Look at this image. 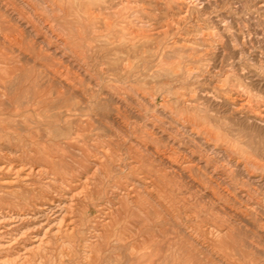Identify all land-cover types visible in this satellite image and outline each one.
Wrapping results in <instances>:
<instances>
[{
  "label": "rangeland",
  "instance_id": "374dc122",
  "mask_svg": "<svg viewBox=\"0 0 264 264\" xmlns=\"http://www.w3.org/2000/svg\"><path fill=\"white\" fill-rule=\"evenodd\" d=\"M3 1L4 0H0V8L4 5L6 9L4 10L6 11V13L3 10V12L1 11V9L3 8L0 9V14H5V16L0 15V40L4 42L3 44L0 41V149H3L2 151L0 150V161L2 160V162H6V160H11V162L16 165H19V163L20 165H22L23 163H27L26 166L34 163V165L40 164L47 167L49 171L52 170V172H49L48 175H44V179L40 177L41 180H39V178L35 175V178L33 176V178L29 179L27 182L23 180V182L19 181L17 183L14 182L11 184L0 182V193H3L4 195H10V197H6V201L8 202H5L4 199L0 200L1 207L3 209L5 208V210L13 209L14 211L20 210L19 212H24L26 209V211L33 212V207H35V204H39L42 201L44 195L58 193L60 189H66L69 195L73 193L75 194V192L77 195L74 196L75 206L73 207L76 210L73 209V211H76L78 213L74 212L75 215L74 213H72L73 216L71 215L73 219H75L76 216L75 220L71 218V222L73 221L72 223H75L74 225H77L75 226V233L70 232L71 234H67L64 233L65 231L63 230L64 232H56L55 234V232L53 231L56 230V227L54 228V226L52 225L54 223V220L52 221L53 214L50 215V217L49 214L38 212L40 214L39 216L38 213H36L32 214V217L25 219L23 228L30 234L28 238L25 237V245L27 244V246L30 247L32 246V243L35 244L37 242L38 244L40 241L43 244H40V248H36V251L33 250L32 253L34 254L31 253L32 258L30 262L28 261L29 264H45V262L46 264H56L59 263V260L61 264H91V262H93V264H117L120 259V264H177L178 262L179 264H264V0H5L7 4L5 3V1ZM15 1L18 4H14ZM58 1L59 3H57ZM115 1L118 2L116 3ZM127 1L130 2V6ZM73 3L75 5H73ZM127 3L128 6L126 5ZM11 4L13 5V7H11ZM110 4L113 5L111 6ZM16 5L18 6V8ZM30 5H32V9ZM53 5L55 7L57 6V9ZM6 6H8V8ZM15 7L17 9H15ZM8 9L11 10L9 11ZM24 10L26 11L24 12ZM105 10L107 12H105ZM126 10H128V12ZM34 11H36L37 13L35 12V14ZM57 11L59 12L57 13ZM98 13H100V16H102L100 17ZM115 14L118 15L115 17ZM8 15L9 17H7ZM21 15L24 17H22ZM82 15L84 16V18ZM129 15L130 17H128ZM1 16L6 20H3V22H1L3 19ZM11 16H14V19H11ZM104 16L105 18H107L104 19ZM36 20H39V23ZM123 20L125 22H123ZM115 21H117V23ZM1 23L4 26H1ZM29 23L34 25L31 26ZM51 24H53L54 26ZM85 25L87 26V28H85ZM6 26H9L8 28L10 30L8 28L3 29ZM27 26L28 29H25L27 28ZM45 26L47 27L45 28ZM127 26L129 27L127 28ZM20 28L23 29L21 30ZM7 29L9 31H7ZM20 31L22 33H18ZM2 32L4 34H7L8 38L10 39L4 40V38H2ZM107 34H109L110 36H107ZM125 34H127L128 36ZM45 36L48 38H46ZM60 36L62 37L59 38ZM110 37H113V39H110ZM44 38L46 40H44ZM42 39L44 41H42ZM87 40L90 42L89 44L92 45L87 44ZM45 41H47L48 43L46 42V44L49 45H45ZM106 41L110 42L111 45ZM124 41H127V44ZM55 42L58 43L56 44ZM59 42H61V44ZM83 42H86L84 44H87L89 47L87 45H84ZM63 43L65 46L63 45ZM120 46L123 47L121 48ZM111 47H113V49ZM9 48L12 51L15 49L14 52H12ZM94 48H97V50H95ZM67 49L68 51H70L68 52ZM55 50L57 51L55 52ZM32 51L36 54H33ZM62 53L65 55L62 56ZM77 53L79 54V59L77 57ZM113 53L116 55H114ZM108 54H111L110 57ZM122 55H127V57H123ZM121 57L122 59H124V62L122 61ZM111 58H113L111 62L112 64L109 62ZM120 59L122 62L120 61ZM9 60L12 62L10 63ZM29 60H31L33 63L31 61L27 62ZM36 60H38L39 62ZM130 61L133 64H131ZM124 65L126 66V68ZM8 66H10V68ZM67 66L69 67L68 69ZM56 68H58V70ZM54 69L56 70V72ZM114 69L116 71L118 70L120 74L118 72L116 73ZM130 70L132 71L129 73ZM25 71L27 74H23V72ZM29 72L30 74H32V77H34V79L32 77L31 78L36 81L35 87H38V90L40 89L39 91H37L39 93H37L36 90L32 89V91L28 90L27 93L26 86L23 87L25 90H20L19 86L17 85L18 80H25L24 78H22L24 75L29 76ZM7 73L9 76L5 75ZM53 73L55 74V76ZM119 75H121V77ZM5 77L10 80L5 82ZM63 77L67 79L64 80ZM15 78H17V80ZM130 78H132V80ZM144 78H146V80ZM37 79L40 80L38 81ZM51 80L52 83L50 82ZM129 81H132L131 84L129 83ZM46 83L48 84V86L45 85ZM49 85L53 86L50 87ZM55 86L57 87L55 88ZM121 86H123L124 88ZM78 88L80 90H78ZM15 89H17L18 91ZM42 90L45 91V94ZM126 91H128L127 93H129L130 95L127 94ZM21 92L23 95L21 94ZM40 92L42 93L41 97ZM119 93H122V95ZM125 93L126 96L124 95ZM28 95H30V99H28ZM57 96H59L60 98ZM124 97L128 98L125 99ZM42 98L43 100H41ZM46 98H49L50 100ZM37 99H39L40 101H37ZM16 103L19 105H17ZM41 103L44 105H42ZM62 103H64V105ZM90 115L91 117H89ZM53 117L55 119H53ZM95 118L97 119V121ZM142 132H146V134H143ZM64 134L66 136H64ZM143 135L145 136V138ZM111 138L113 139V141ZM138 139H141V142L138 141ZM143 139H145L144 142H142ZM123 141L125 142V144ZM147 141L150 143H148ZM32 142H34L36 146ZM78 142L81 143L79 144ZM117 142L120 143L117 144ZM120 145L121 148L119 147ZM137 145H139L140 147ZM14 146H16V148ZM107 146L109 147V149ZM145 147H148L146 148L147 151L145 150ZM131 148L132 150H129ZM8 149L10 152L8 151ZM110 149L111 152L113 151L112 153L110 152ZM134 149H137V152ZM17 150L19 154H17ZM77 150H79L80 152H78ZM97 150L98 152H101L98 154L96 153ZM116 150H118V153H116ZM150 151L155 157H150ZM183 151L185 155L183 154ZM93 152L94 157L92 156ZM108 152L112 157L114 156L112 158L109 155L112 162H110V159L107 155ZM3 153H5L6 155H4ZM21 154H25L26 157ZM156 154L158 155L156 156ZM97 155H101L99 156L101 159H99ZM3 156L5 160L1 159L3 158ZM159 156H161L162 158H160ZM20 157L22 159V162L20 160ZM137 157L138 161L140 162L136 160ZM118 158L120 159V161ZM153 158H156L158 160ZM166 158L168 159V161ZM50 159H54L52 160L54 164L53 162H50ZM113 159L115 160L116 164L113 163ZM181 159L184 160L181 161ZM24 160H28L30 162L28 163V161L26 162ZM95 160L100 164L102 162H105V164L107 165L106 167H108L107 170L105 168L103 172L102 170H97L96 172V167L94 165L96 162ZM107 162H110L111 164L113 163L112 166L111 164L108 165ZM138 163L139 166L136 165ZM192 163L194 167H192ZM88 164L92 165L88 170L92 173L95 170L94 172L96 173H94V175L97 174L98 177L94 176L93 180L90 183V189L85 190L84 186L79 181V178L85 176V174L88 173L87 168H85ZM170 164L172 167L174 166V170L172 169ZM179 164H181V166H179ZM206 164L209 165V168L208 166H206L205 169L207 171L203 173V169ZM167 165H169V168L167 167ZM26 166L24 165V167ZM117 166L119 167V170L116 169L118 168ZM176 166L178 169L176 168ZM182 166H184V169L182 168ZM128 167L131 171H133V175L132 172L127 169ZM196 167L199 168L197 169ZM133 168H136L138 170H134ZM190 168L192 171L190 170ZM140 170H142L141 173ZM160 170L164 171L160 172ZM169 170L172 171V173ZM180 170L181 172L185 170L183 171L185 173H181ZM186 170L189 172V174ZM53 171L56 172V174H59V179H56V181L58 182L54 181L49 183V180H51V178L49 177L54 175ZM72 171L74 172V174H72ZM144 171L146 172L144 173ZM152 171H154V173H151ZM155 171H157L156 173L159 176L155 173ZM213 172H216L217 174ZM136 173H139L138 178L140 180L137 179ZM168 173L170 174V177ZM5 174L6 176L9 174L11 177H6ZM173 174L177 176L173 177ZM145 175H151L150 177H154L151 178L152 181H150V177ZM13 176L14 174L10 172H0V181H2V178L12 179ZM121 176L124 180L121 179ZM165 176L167 177V179L165 178ZM99 177L100 179L95 182V180ZM101 177L103 179L102 181H100ZM125 177L129 179L131 177V179L129 180ZM179 177H183V179ZM187 177L189 178L188 180L186 179ZM134 178L137 179V184L136 189H134L131 193L132 197L135 198L136 196L138 197V199L135 203L127 206L126 203L128 201H126V196L124 194V191L126 192V190L123 189L122 191V188L127 185L130 186L132 184L131 180H134ZM169 178L171 179V181ZM146 179L148 181H146ZM159 179H161L162 182H159ZM35 180H38V182L36 183ZM165 180L167 181V183ZM180 180L182 181L179 182ZM29 181L30 184L28 183ZM192 181H195V183H191ZM189 182L191 185L189 184ZM40 183H42V185H40ZM47 184L49 185L48 188L45 187L47 186ZM100 184H102V186ZM141 185L143 186L141 187ZM175 185L177 186V188ZM168 186L170 187L168 188ZM204 186L205 188H203ZM29 187L32 189H30ZM97 187H99L100 189H98ZM34 188H36L37 190ZM78 188L80 189V191L82 190L81 192L79 191V193ZM141 188L144 190H142ZM162 188L164 190H162ZM33 189L37 192H35ZM116 189L117 191H115ZM139 189L141 190L139 191ZM83 190L85 191L83 192ZM145 190L147 192H145ZM143 191L145 192V194L143 193ZM211 191H216L218 193H213ZM9 192H15L14 194H16V196H14V194H12L11 196ZM88 194H92V197ZM117 194L120 196L117 197ZM162 194L167 197L165 198ZM210 194L212 195L210 196ZM145 195H147V197ZM173 195H177L178 197H174ZM208 196L214 197V199L209 198ZM114 197L116 199H114ZM120 197L121 199H119ZM161 197L165 199L163 200ZM90 198L93 199L91 200ZM157 198L160 200H158ZM85 199H87V201ZM91 201L95 204L93 205L94 207L92 206L93 203ZM139 201L143 202L140 203ZM90 202L92 204H90ZM107 202L109 203V206ZM134 205L138 207L136 208L134 207ZM105 206H107L109 209ZM95 207L98 208L96 209ZM224 207L227 208L225 209ZM141 211L144 212L141 213ZM106 213L108 214V216ZM124 214H127L128 216H125ZM176 215H178V218L175 217ZM98 216H100L101 218ZM121 216L123 218H121ZM39 217L41 220L39 219ZM35 218H37L36 220H39L37 221L38 223L36 222ZM42 218L45 219L42 220ZM79 218L81 220H77ZM109 218L114 220L112 221ZM32 221H34L35 223ZM114 221L116 223H114ZM92 222H95L94 224L96 225H94ZM106 222L109 223L106 225ZM166 222H170L171 224H166ZM78 223L80 224L79 226ZM223 223L224 226H222ZM85 224H87L88 228L87 226H85ZM135 224L136 226H134ZM108 225H111L110 227H112L113 229H108ZM117 225L121 227L119 228ZM130 225H132L133 227ZM48 226L51 229L53 228V230H50ZM212 226H214V228ZM104 227H107V229H105ZM151 228L153 231L151 230ZM159 228L162 231L159 230ZM176 228L178 230H176ZM180 228L182 230H180ZM183 228H186L185 230L187 231H185ZM24 229H22L21 231H23ZM44 230L47 231V233ZM82 230H84V233L82 232ZM89 230L91 231L90 234L88 233ZM101 230H104L102 234ZM148 231L150 235L146 234L148 233ZM176 231L177 233H175ZM128 232H130V234ZM155 232L156 234L154 236ZM51 233L52 235H50ZM118 233L120 234L118 235ZM176 234L178 237H176ZM33 235H37L42 240L39 241L40 238L34 240ZM47 235H50L51 238H48L49 236ZM59 235H61L62 238H60L62 240L57 237ZM94 235L99 236L96 237ZM158 235L160 236V238L158 237ZM199 236L201 237V240ZM78 237H80L79 241ZM89 237H91L92 240H90ZM191 237L195 238V240ZM216 237L219 239H217ZM114 238H116V240H114ZM122 238L124 239L122 240ZM86 239L88 240L86 241ZM180 239L183 242H180ZM67 240L70 243L68 244L69 247L67 246V244H65L68 243L66 242ZM92 241L93 243L94 241L95 243H98L99 241L100 242L98 244L94 243V246L92 244ZM213 241H217L218 243H214ZM52 242H54L53 245ZM232 242L234 243V245H232ZM113 243L121 245L122 252L120 251V246L118 247V245H115V247H113ZM125 244L127 245L125 246ZM64 245L68 250L66 248L64 249ZM170 245H172L171 248H169ZM180 245L181 247H179ZM184 245L185 247L187 246V249L184 247L186 250H183ZM207 245H211L209 246L210 249ZM226 245H230V247H227ZM163 246L166 248V250ZM203 246H206L207 248L205 247L206 249H204ZM219 247H222L221 249L224 248L225 251L221 250ZM57 248L59 249L58 251ZM70 248L72 251L70 250ZM42 249L44 251L47 250L46 253L48 252V255H50L51 252V255L53 257L51 255L47 256L45 252L44 254H42ZM48 249L51 251H49ZM61 249H63L64 252L63 250L60 251ZM100 249H102L101 253L99 251ZM214 249L216 251H220V253L216 252ZM97 250L99 252H97ZM104 250H107L108 252H104ZM190 250L191 252H189ZM210 250H212L213 252ZM22 251H24L23 247ZM54 251H56L58 254ZM80 251H83L82 253H80L81 255L79 254ZM92 251H96L97 254L96 252L93 253ZM129 251H131V253ZM87 252L91 253L89 254ZM122 253L125 259L121 258L123 257L121 256ZM39 254L41 255L39 256ZM59 254H61L62 257L66 258V261L65 259L60 258L61 256ZM179 254H181L182 256ZM35 255H37L36 258ZM88 255H90V259ZM95 256L97 257V259H95ZM115 257L117 258V260L115 259ZM195 257L196 260L194 261ZM208 257L210 260H207ZM127 258H129L130 262ZM159 258H161V260ZM70 259L71 261H73L72 263ZM94 259L95 261H93ZM124 261L126 263H124Z\"/></svg>",
  "mask_w": 264,
  "mask_h": 264
},
{
  "label": "bare ground",
  "instance_id": "6f19581e",
  "mask_svg": "<svg viewBox=\"0 0 264 264\" xmlns=\"http://www.w3.org/2000/svg\"><path fill=\"white\" fill-rule=\"evenodd\" d=\"M5 1V0H4ZM3 1V2H4ZM24 1V0H23ZM187 1V0H186ZM10 2V1H9ZM14 2V1H13ZM29 2V1H28ZM52 2V1H51ZM54 2V1H53ZM116 2V1H115ZM118 2V1H117ZM116 2V3H117ZM128 2V1H127ZM5 3H6V1H5ZM12 3V2H11ZM47 3V2H46ZM57 3H59V1L57 2ZM110 3V2H109ZM129 3V6H130V2H128ZM128 3L126 4L127 6H128ZM7 4V3H6ZM13 4V3H12ZM11 4V5H12ZM14 4H18V3H16V1H15V3ZM29 4H31V3H29ZM50 4V3H49ZM98 4H100V3H98ZM9 5V4H8ZM10 5V6H11ZM25 5V4H24ZM48 5V4H47ZM58 5V4H57ZM73 5H75L74 3H73ZM111 5V4H110ZM113 5V4H112ZM111 5V6H112ZM124 5V4H123ZM1 6V5H0ZM9 6V7H10ZM15 6V5H14ZM17 6V5H16ZM32 5H30V7H31ZM35 6V5H34ZM54 6V5H53ZM52 6V7H53ZM62 6V5H61ZM78 6V5H77ZM7 8H8V6H6ZM11 7H13V5L11 6ZM49 7V6H48ZM55 7V6H54ZM53 7V8H54ZM57 7V6H56ZM55 7V8H56ZM60 7V6H59ZM73 7H75V6H73ZM72 7V8H73ZM79 7H80V5H79ZM1 8H3V9H1ZM0 9H1V11L3 10V11H5L6 9H5V6L3 5V7H1ZM17 8H18V6H17ZM16 7H15V9H17ZM33 8H35V7H33ZM62 8V7H61ZM124 8V7H123ZM131 8H132V6H131ZM5 9V10H4ZM30 9V8H29ZM31 9H32V7H31ZM57 9V8H56ZM60 9V8H59ZM67 9V8H66ZM85 9V8H84ZM92 9H93V6H92ZM91 9V10H92ZM96 9V8H95ZM114 9H116V8H114ZM9 10V9H8ZM11 10V9H10ZM9 10V11H10ZM34 10V9H33ZM35 10H37V9H35ZM68 10V9H67ZM76 10V9H75ZM83 10V9H82ZM81 10V11H82ZM112 10V9H111ZM119 10V9H118ZM2 11V12H3ZM9 11H7V12H9ZM14 11V10H13ZM15 11H17V10H15ZM26 10H24V12H25ZM79 11V10H78ZM97 11H98V9H97ZM127 12H128V10H126ZM22 12V11H21ZM20 12V13H21ZM24 12H23V14H24ZM36 11H34V13H35ZM59 11H57V13H58ZM63 12V11H62ZM67 12V11H66ZM72 12V11H71ZM90 12V11H89ZM100 12V11H99ZM105 12H107L106 10H105ZM1 13V12H0ZM5 13H6V11H5ZM17 13H19V12H17ZM16 13V14H17ZM32 13H33V11H32ZM37 13V12H36ZM35 13V14H36ZM40 13V12H39ZM42 13V12H41ZM52 13V12H51ZM55 13V12H54ZM53 13V14H54ZM65 13V12H64ZM85 13V12H84ZM96 13V12H95ZM132 13V12H131ZM10 14V13H9ZM25 14H27V13H25ZM52 14V15H53ZM63 14V13H62ZM68 14H70V13H68ZM86 14V13H85ZM88 14V13H87ZM93 14V13H92ZM99 14V16H100V13H98ZM107 14V13H106ZM0 15H2V14H0ZM7 15V14H6ZM32 15V14H31ZM34 15V14H33ZM37 15H39V14H37ZM51 15V14H50ZM66 15V14H65ZM89 15H91V14H89ZM110 15V14H109ZM118 15V14H117ZM116 14H115V17L117 16ZM131 15V14H130ZM130 15L128 16V17H130ZM2 16H5V14L4 15H2ZM1 16V17H2ZM22 16V15H21ZM30 16V15H29ZM43 16V15H42ZM60 16V15H59ZM67 16V15H66ZM65 16V17H66ZM81 16V15H80ZM83 16V15H82ZM102 16V15H101ZM100 16V17H101ZM105 16H107V15H105ZM105 16H104V19H106L105 18ZM7 17H9V15L7 16ZM14 16H11V19H14L13 18ZM19 17V16H18ZM22 17H24V16H22ZM37 17H39V16H37ZM36 17V18H37ZM69 17V16H68ZM108 17H110V16H108ZM114 17V16H113ZM127 17V18H128ZM3 18V17H2ZM6 18V17H5ZM62 18V17H61ZM83 18H84V16H83ZM94 18V17H93ZM19 19V18H18ZM88 19V18H87ZM86 19V20H87ZM103 19V20H104ZM111 19V18H110ZM110 19H108V20H110ZM123 19V18H122ZM121 19V20H122ZM126 19V18H125ZM3 20H6V19H2V21L1 22H3ZM9 20V19H8ZM16 20H17V18H16ZM20 20H21V18H20ZM24 20V19H23ZM29 20V19H28ZM35 20V19H34ZM80 20V19H79ZM89 20V19H88ZM37 21V20H36ZM52 21V20H51ZM50 21V22H51ZM81 21V20H80ZM120 21V20H119ZM118 21V22H119ZM5 22V21H4ZM6 22H10V21H6ZM20 22V21H19ZM38 23H39V20L37 21ZM45 22V21H44ZM55 22V21H54ZM78 22V21H77ZM88 22V21H87ZM100 22V21H99ZM102 22V21H101ZM104 22V21H103ZM106 22V21H105ZM109 22V21H108ZM116 23H117V21H115ZM123 22H125L124 20H123ZM127 22V21H126ZM16 23V22H15ZM14 23V24H15ZM22 23V22H21ZM33 23H35V22H33ZM38 23H37V25H38ZM83 23V22H82ZM7 24V23H6ZM13 24V23H12ZM25 24H27V23H25ZM30 24V23H29ZM41 24V23H40ZM75 24V23H74ZM81 24V23H80ZM85 24V23H84ZM83 24V25H84ZM97 24V23H96ZM104 24V23H103ZM106 24H108V23H106ZM115 24V23H114ZM120 24V23H119ZM19 25V24H18ZM22 25V24H21ZM31 26H33L32 24H30ZM29 25V26H30ZM51 25H53V24H51ZM90 25V24H89ZM93 25V24H92ZM123 25H124V23H123ZM128 25V24H127ZM132 25V24H131ZM131 25H129V26H131ZM1 26H4V25H2V23H1ZM15 26V25H14ZM25 26V25H24ZM54 26V25H53ZM76 26V25H75ZM86 26V25H85ZM114 26V25H113ZM118 26V25H117ZM129 26H127V28L129 27ZM9 27V26H8ZM7 26L6 27H4L3 29H5V28H8ZM40 27V26H39ZM47 26H45V28H46ZM82 27H84V26H82ZM110 27H111V23H110ZM125 27V26H124ZM31 28H33V27H31ZM36 28V27H35ZM34 28V29H35ZM51 28V27H50ZM53 28V27H52ZM85 28H87V26L85 27ZM114 28V27H113ZM116 28V27H115ZM126 28V29H127ZM1 29V28H0ZM9 29V28H8ZM7 29V31H9ZM12 29H13V27H12ZM17 29V28H16ZM21 30L23 29V28H20ZM25 29H28V26H27V28H25ZM120 29V28H119ZM124 29V28H123ZM37 30V29H36ZM49 30V29H48ZM78 30V29H77ZM82 30V29H81ZM114 30V29H113ZM116 30V29H115ZM128 30V29H127ZM2 31V30H1ZM6 31V30H5ZM14 31V30H13ZM24 31V30H23ZM29 31H30V29H29ZM42 31V30H41ZM53 31V30H52ZM84 31V30H83ZM122 31V30H121ZM15 32V31H14ZM34 32H35V30H34ZM109 32V31H108ZM118 32H120V31H118ZM126 32V31H125ZM129 32V31H128ZM3 33V32H2ZM18 33H22L21 31L20 32H18ZM25 33H26V31H25ZM38 33V32H37ZM15 34H17V33H15ZM69 34V33H68ZM84 34V33H83ZM82 34V35H83ZM115 34V33H114ZM121 34H124V33H121ZM128 34V33H127ZM127 34H125V35H127ZM20 35V34H19ZM33 35H34V33H33ZM60 35V34H59ZM64 35V34H63ZM109 34H107V36H108ZM111 35H113V34H111ZM130 35H131V32H130ZM13 36H14V33H13ZM37 36H38V34H37ZM37 36H35V37H37ZM41 36V35H40ZM47 36V35H46ZM45 36V37H46ZM58 36V35H57ZM67 36V35H66ZM110 36V35H109ZM122 36V35H121ZM128 36V35H127ZM181 36V35H180ZM12 37V36H11ZM17 37V36H16ZM19 37V36H18ZM55 37V36H54ZM62 36H60L59 38H61ZM80 37V36H79ZM84 37V36H83ZM132 37V36H131ZM2 38H4V40H6V39H10V38H8V35L7 34H2ZM15 38V37H14ZM22 38V37H21ZM46 38H48V37H46ZM56 38V37H55ZM66 38V37H65ZM86 38V37H85ZM123 38V37H122ZM122 38H121V40H122ZM133 38V37H132ZM17 39V38H16ZM64 39V38H63ZM84 39V38H83ZM110 39H113V37L111 38L110 37ZM130 39V38H129ZM134 39V38H133ZM19 40V39H18ZM44 40H46L45 38H44ZM43 39H42V41H44ZM50 40H51V38H50ZM67 40H68V38H67ZM107 40V39H106ZM115 40V39H114ZM3 44H4V42L2 41V40H0ZM9 41V40H8ZM24 41V40H23ZM48 41V40H47ZM47 41H45V45H49V44H46V42ZM61 41V40H60ZM70 41V40H69ZM72 41V40H71ZM88 41V40H87ZM108 41H109V39H108ZM108 41H106L107 43H109L110 44V42H108ZM10 42V41H9ZM11 42H13V41H11ZM16 42H18V41H16ZM62 42V41H61ZM61 42H59L60 44H61ZM66 42V41H65ZM116 42V41H115ZM125 42V41H124ZM127 42V41H126ZM125 42V43H126ZM6 43V42H5ZM48 43V42H47ZM56 44L58 43V42H55ZM84 43H86V42H83V44ZM90 42L88 41V43L87 44H89ZM114 43V42H113ZM117 43V42H116ZM9 44V43H8ZM44 44V43H43ZM51 44V43H50ZM66 44V43H65ZM70 44V43H69ZM69 44H68V46H69ZM76 44H78V43H76ZM87 44H84V45H87ZM118 44V43H117ZM116 44V45H117ZM121 44V43H120ZM127 44V43H126ZM125 44V45H126ZM130 44V43H129ZM12 45V44H11ZM15 45V44H14ZM54 45V44H53ZM63 45H64V43H63ZM63 45H61V46H63ZM89 45H92V44H89ZM111 45V44H110ZM122 45V44H121ZM30 46V45H29ZM50 46H52V45H50ZM65 46V45H64ZM71 46V45H70ZM82 46V45H81ZM88 46V45H87ZM15 47V46H14ZM85 47V46H84ZM89 47V46H88ZM92 47V46H91ZM121 47V46H120ZM123 47V46H122ZM121 47V48H122ZM21 48V47H20ZM31 48H32V46H31ZM65 48V47H64ZM71 48H73V47H71ZM81 48V47H80ZM83 48V47H82ZM112 49H113V47H111ZM134 48V47H133ZM2 49V48H1ZM4 49V48H3ZM10 49V48H9ZM17 49V48H16ZM38 49V48H37ZM53 49V48H52ZM57 49V48H56ZM62 49V48H61ZM74 49H76V48H74ZM86 49V48H85ZM95 50H97V48H94ZM94 49H93V51H94ZM106 49V48H105ZM109 49V48H108ZM120 49V48H119ZM129 49V48H128ZM6 50V49H5ZM11 50V49H10ZM15 50V49H14ZM14 50L12 51V52H14ZM21 50H22V48H21ZM27 50V49H26ZM25 50V51H26ZM50 50H51V48H50ZM54 50V49H53ZM64 50H66V49H64ZM78 50V49H77ZM107 50V49H106ZM116 50V49H115ZM127 50V49H126ZM3 51V50H2ZM7 51H8V49H7ZM23 51V50H22ZM57 50H55V52H56ZM67 51H68V49H67ZM70 51V50H69ZM68 51V52H69ZM76 51V50H75ZM4 52V51H3ZM64 52V51H63ZM66 52V51H65ZM73 52V51H72ZM78 52V51H77ZM81 52V51H80ZM106 52V51H105ZM129 52V51H128ZM131 52V51H130ZM2 53V52H1ZM9 53V52H8ZM23 53V52H22ZM27 53V52H26ZM32 53H33V51H32ZM46 53V52H45ZM47 53H48V51H47ZM46 53V54H47ZM107 53V52H106ZM111 53V52H110ZM5 54V53H4ZM4 54H2V55H4ZM6 54H7V52H6ZM14 54V53H13ZM33 54H36V53H33ZM38 54H40V53H38ZM49 54H50V52H49ZM67 54V53H66ZM78 54V53H77ZM81 54V53H80ZM86 54V53H85ZM99 54V53H98ZM114 54V53H113ZM8 55H10V54H8ZM21 55V54H20ZM24 55H25V53H24ZM63 55H65V54H63L62 53V56ZM109 55V54H108ZM111 55V54H110ZM110 55H109V57H110ZM114 55H116V54H114ZM29 56V55H28ZM37 56V55H36ZM43 56H45V55H43ZM68 56V55H67ZM123 56V55H122ZM131 56V55H130ZM129 56V57H130ZM20 57H22V56H20ZM27 57V56H26ZM71 57V56H70ZM77 57H78V59H79V54L77 55ZM76 57V58H77ZM98 57V56H97ZM123 57H127V55L125 56H123ZM3 58V57H2ZM48 58V57H47ZM68 58V57H67ZM5 59V58H4ZM35 59V58H34ZM50 59V58H49ZM71 59V58H70ZM81 59V58H80ZM82 59H84V58H82ZM112 59L113 58H111V60L110 59H108V60H110L109 62L111 63L112 62ZM121 59H122V57H121ZM121 59H120V61H121ZM127 59V58H126ZM28 60V59H27ZM40 60V59H39ZM42 60V59H41ZM124 59H122V61H123ZM10 61V60H9ZM8 61V62H9ZM31 60H29V61H27V62H30ZM33 61H35V60H33ZM36 61H38V60H36ZM61 61V60H60ZM59 61V62H60ZM79 61V60H78ZM116 61V60H115ZM121 61V62H122ZM126 61V60H125ZM7 62V63H8ZM12 61H10V63H11ZM32 62V61H31ZM39 62V61H38ZM54 62V61H53ZM81 62V61H80ZM84 62V61H83ZM124 62V61H123ZM131 62V61H130ZM33 63V62H32ZM42 63H43V61H42ZM41 63V64H42ZM45 63V62H44ZM128 63H129V61H128ZM85 64V63H84ZM112 64V63H111ZM131 64H133L132 62H131ZM3 65H5V64H3ZM12 65V64H11ZM14 65V64H13ZM22 65V64H21ZM39 65V64H38ZM127 65V64H126ZM130 65V64H129ZM2 66V65H1ZM24 66V65H23ZM125 66V65H124ZM9 68H10V66H8ZM31 67V66H30ZM46 67V66H45ZM47 67H49V66H47ZM79 67V66H78ZM113 67V66H112ZM2 68V67H1ZM60 68V67H59ZM69 67L67 66V69H68ZM81 68V67H80ZM120 68V67H119ZM125 68H126V66H125ZM127 68H128V66H127ZM130 68H131V66H130ZM49 69V68H48ZM52 69V68H51ZM50 69V70H51ZM57 70H58V68H56ZM61 69V68H60ZM118 69V68H117ZM121 69V68H120ZM133 69H134V67H133ZM7 70H9V69H7ZM25 70V69H24ZM53 70V69H52ZM55 70V69H54ZM66 70V69H65ZM64 70V71H65ZM77 70H78V68H77ZM87 70V69H86ZM127 70V69H126ZM128 70H129V68H128ZM127 70V71H128ZM210 70V69H209ZM3 71V70H2ZM20 71H22V70H20ZM31 71H32V68H31ZM62 71V70H61ZM61 71H59V72H61ZM114 71L117 73L118 72V70L116 71L115 69H114ZM121 71V70H120ZM132 70H130L129 71V73L131 72ZM199 71V70H198ZM48 72V71H47ZM55 72H56V70H55ZM58 72V71H57ZM66 72V71H65ZM67 72H68V70H67ZM72 72V71H71ZM114 72V73H115ZM193 72V71H192ZM4 73V72H3ZM21 73V72H20ZM24 73H26V71L25 72H23V74ZM33 73V72H32ZM35 73V72H34ZM38 73V72H37ZM52 73V72H51ZM119 74H120V72H118ZM1 74V73H0ZM18 74V73H17ZM27 74V73H26ZM29 74V76H26V75H24L22 78H24L25 80H18V82H17V85L19 86V88H20V90H22V89H24L23 87L24 86H26L27 87V93H28V90H36V92L37 91H39L38 90V87H35V83H36V81L35 80H33L34 79V77H32V74H30V72L28 73ZM46 74V73H45ZM50 74V73H49ZM54 74V73H53ZM63 74V73H62ZM122 74V73H121ZM126 74V73H125ZM132 74V73H131ZM5 75H8V73L7 74H5ZM15 75V74H14ZM13 75V76H14ZM20 75V74H19ZM59 75H61V74H59ZM58 75V76H59ZM123 75V74H122ZM129 75V74H128ZM9 76V75H8ZM11 76V75H10ZM18 76V75H17ZM38 76V75H37ZM46 76V75H45ZM54 76H55V74H54ZM63 76V75H62ZM68 76V75H67ZM70 76V75H69ZM114 76V75H113ZM120 77H121V75H119ZM33 79H32V78ZM48 77V76H47ZM51 77H52V75H51ZM65 77V76H64ZM63 77V79L64 80H66L65 78ZM72 77V76H71ZM74 77V76H73ZM119 77V78H120ZM125 77V76H124ZM6 78V77H5ZM21 78V79H22ZM38 78V77H37ZM55 78V77H54ZM53 78V79H54ZM75 78H76V74H75ZM111 78V77H110ZM133 78V77H132ZM132 78H130L131 80H132ZM12 79V78H11ZM16 80H17V78H15ZM14 79V80H15ZM18 79H19V77H18ZM50 79V78H49ZM52 79V80H53ZM72 79V78H71ZM80 79V78H79ZM116 79H118V78H116ZM115 79V80H116ZM121 79H123V78H121ZM129 79V80H130ZM145 80H146V78H144ZM5 80V82H7V81H9L7 78L6 79H4ZM15 80V81H16ZM38 80V79H37ZM40 80V79H39ZM38 80V81H39ZM44 80H46V79H44ZM52 80L50 81L51 83H52ZM63 80V81H64ZM69 80V79H68ZM68 80H67V82H68ZM99 80V79H98ZM125 80V79H124ZM124 80H121V81H124ZM196 80V79H195ZM14 81V82H15ZM49 81V80H48ZM56 81V80H55ZM61 81V80H60ZM80 81H82V80H80ZM120 81V82H121ZM128 81V80H127ZM42 82H43V80H42ZM42 82H40V83H42ZM65 82V81H64ZM126 82V81H125ZM132 82V81H131ZM131 82L129 81V83L131 84ZM10 83V82H9ZM38 83V82H37ZM49 83V82H48ZM55 83V82H54ZM54 83H53V85H54ZM77 83V82H76ZM72 84H73V81H72ZM5 85V84H4ZM11 85V84H10ZM15 85V84H14ZM16 85V86H17ZM45 85H47L48 86V84L46 83ZM53 85H51V86H53ZM70 85V84H69ZM68 85V86H69ZM76 85H78V84H76ZM126 85V84H125ZM129 85V84H128ZM12 86V85H11ZM50 86V85H49ZM50 86V87H51ZM73 86V85H72ZM6 87V86H5ZM41 87V86H40ZM42 87H44V86H42ZM49 87V88H50ZM57 86H55V88H56ZM67 87V86H66ZM76 87V86H75ZM118 87V86H117ZM120 87V86H119ZM121 87H123V86H121ZM48 88V89H49ZM70 88V87H69ZM72 88V87H71ZM124 88V87H123ZM126 88H127V86H126ZM7 89V88H6ZM9 89V88H8ZM58 89V88H57ZM13 90V89H12ZM15 90H17V89H15ZM25 90V89H24ZM31 90V91H32ZM44 90H47V89H44ZM44 90H42L43 92H44V94H45V91ZM61 90V89H60ZM78 90H80L79 88H78ZM18 91V90H17ZM53 91V90H52ZM57 91V90H56ZM124 91V90H123ZM15 92V91H14ZM25 92V91H24ZM23 92V93H24ZM58 92V91H57ZM79 92V91H78ZM122 92V91H121ZM128 91H126V93H127ZM138 92V91H137ZM13 93V92H12ZM37 93H39V92H37ZM41 93V92H40ZM71 93V92H70ZM126 93L124 94L125 96H126ZM4 94V93H3ZM21 94H22V92H21ZM33 94V93H32ZM32 94H30V95H32ZM48 94V93H47ZM58 94V93H57ZM82 94V93H81ZM95 94V93H94ZM119 94H121L122 95V93H119ZM127 94H129V93H127ZM13 95V94H12ZM23 95V94H22ZM30 95H28L29 96V98L28 99H30ZM41 95H42V93L40 94V97H41ZM84 95H85V93H84ZM130 95V94H129ZM242 95V94H241ZM25 96H26V93H25ZM46 96V95H45ZM45 96H43V97H45ZM95 96V95H94ZM2 97H3V95H2ZM19 97H20V95H19ZM18 97V98H19ZM23 97V96H22ZM39 97V98H40ZM57 97H59V96H57ZM82 97V96H81ZM117 97H119V96H117ZM129 97V96H128ZM127 97V98H128ZM209 97V96H208ZM17 98V99H18ZM60 98V97H59ZM125 98V97H124ZM127 98H125V99H127ZM16 99V100H17ZM46 99H49V98H46ZM45 99V100H46ZM120 99V98H119ZM15 100V101H16ZM32 100V99H31ZM41 100H43V98L41 99ZM50 100V99H49ZM62 100H63V98H62ZM87 100V99H86ZM27 101V100H26ZM33 101H34V99H33ZM37 101H40L39 99H37ZM48 101V100H47ZM53 101V100H52ZM90 101V100H89ZM243 101V100H242ZM6 102V101H5ZM20 102V101H19ZM28 102V101H27ZM49 102V101H48ZM65 102V101H64ZM91 102V101H90ZM1 103V102H0ZM52 103V102H51ZM85 103V102H84ZM87 103H88V101H87ZM148 103V102H147ZM3 104V103H2ZM17 104V103H16ZM30 104V103H29ZM42 104V103H41ZM49 104V103H48ZM55 104V103H54ZM63 105H64V103H62ZM86 104V103H85ZM17 105H19V104H17ZM21 105H22V103H21ZM42 105H44V104H42ZM51 105V104H50ZM88 105V104H87ZM112 105V104H111ZM180 105V104H179ZM227 105V104H226ZM2 106V105H1ZM62 106V105H61ZM65 106H66V104H65ZM3 107V106H2ZM12 107V106H11ZM42 107V106H41ZM48 107V106H47ZM4 108V107H3ZM18 108H20V107H18ZM34 108V107H33ZM32 108V109H33ZM72 108V107H71ZM54 109V108H53ZM63 109V108H62ZM87 109H88V107H87ZM123 110V109H122ZM32 111V110H31ZM41 111V110H40ZM45 111V110H44ZM50 111V110H49ZM84 111V110H83ZM41 113V112H40ZM45 113V112H44ZM263 113V112H262ZM35 114V113H34ZM61 114V113H60ZM121 114V113H120ZM120 114H119V116H120ZM259 114V113H258ZM62 115H64V114H62ZM89 115V114H88ZM118 115V114H117ZM11 116V115H10ZM57 116V115H56ZM80 116H84V115H80ZM115 116V115H114ZM20 117V116H19ZM21 117H22V115H21ZM46 117H48V116H46ZM89 117H91V115L89 116ZM92 117H93V115H92ZM42 118V117H41ZM78 118H80V117H78ZM85 118V117H84ZM53 119H55L54 117H53ZM58 119V118H57ZM74 119V118H73ZM91 119V118H90ZM89 119V120H90ZM96 119V118H95ZM99 119H100V117H99ZM108 119V118H107ZM61 120V119H60ZM87 120V119H86ZM56 121V120H55ZM82 121V120H81ZM91 121V120H90ZM96 121H97V119H96ZM83 122V121H82ZM94 122V121H93ZM85 123H86V121H85ZM105 123V122H104ZM110 123V122H109ZM129 124V123H128ZM62 125V124H61ZM63 125H64V123H63ZM68 125V124H67ZM83 125V124H82ZM40 126V125H39ZM60 126V125H59ZM87 126V125H86ZM82 127V126H81ZM93 127V126H92ZM39 128V127H38ZM45 128V127H44ZM94 128V127H93ZM2 129V128H1ZM33 129V128H32ZM60 129V128H59ZM85 129V128H84ZM124 129V128H123ZM122 129V130H123ZM3 130V129H2ZM34 130V129H33ZM55 130V129H54ZM78 130V129H77ZM91 130V129H90ZM89 130V131H90ZM158 130V129H157ZM31 131V130H30ZM53 131V130H52ZM51 131V132H52ZM57 131V130H56ZM70 131V130H69ZM69 131H67V132H69ZM41 132V131H40ZM46 132V131H45ZM81 132V131H80ZM71 133V132H70ZM143 134L145 133L146 134V132H142ZM1 134V133H0ZM10 134V133H9ZM66 134V133H65ZM64 134V136H66ZM164 134V133H163ZM40 135V134H39ZM148 135V134H147ZM70 136V135H69ZM93 136V135H92ZM91 136V137H92ZM141 136V135H140ZM144 136V135H143ZM88 137V136H87ZM96 137V136H95ZM95 137H93V138H95ZM177 137V136H176ZM67 138V137H66ZM78 138V137H77ZM90 138V137H89ZM140 138V137H139ZM142 138V137H141ZM144 138H145V136H144ZM97 139V138H96ZM112 139V138H111ZM75 140V139H74ZM90 140V139H89ZM144 140L145 139H143L142 140V142H144ZM59 141H62V140H59ZM70 141V140H69ZM81 141V140H80ZM91 141V140H90ZM97 141V140H96ZM99 141V140H98ZM101 141H103V140H101ZM112 141H113V139H112ZM111 141V142H112ZM138 141H140L141 142V139L139 140L138 139ZM182 141V140H181ZM74 142V141H73ZM84 142V141H83ZM105 142V141H104ZM124 142V141H123ZM148 142V141H147ZM26 143V142H25ZM33 144H34V142H32ZM79 143V142H78ZM81 143V142H80ZM79 143V144H80ZM97 143V142H96ZM100 143V142H99ZM106 143H108V142H106ZM113 143V142H112ZM120 143V142H119ZM118 142H117V144H119ZM148 143H150V142H148ZM152 143V142H151ZM2 144V143H1ZM19 144V143H18ZM60 144V143H59ZM64 144V143H63ZM87 144H89V143H87ZM94 144V143H93ZM116 144V143H115ZM124 144H125V142H124ZM146 144V143H145ZM6 145V144H5ZM4 145V146H5ZM26 145V144H25ZM35 146H36V144H34ZM91 145V144H90ZM110 145H112V144H110ZM139 145H141V144H139ZM139 145H137V146H139ZM147 145V144H146ZM150 145V144H149ZM171 145V144H170ZM22 146V145H21ZM23 146H24V144H23ZM29 146V145H28ZM27 146V147H28ZM60 146V145H59ZM103 146H104V144H103ZM106 146V145H105ZM136 146V147H137ZM153 146V145H152ZM15 148H16V146H14ZM63 147V146H62ZM101 147V146H100ZM108 147V146H107ZM107 147H105V148H107ZM114 147V146H113ZM116 147V146H115ZM120 148H121V145L119 146ZM140 147V146H139ZM151 147V146H150ZM156 147H157V145H156ZM196 147V146H195ZM35 148V147H34ZM87 148V147H86ZM96 148V147H95ZM103 148V147H102ZM104 148V149H105ZM112 148V147H111ZM119 148V149H120ZM146 148H148V147H145V150H146ZM152 148V147H151ZM159 148H160V145H159ZM165 148V147H164ZM184 148V147H183ZM22 149V148H21ZM40 149V148H39ZM108 149H109V147H108ZM137 149H139V148H137ZM136 149V150H137ZM142 149V148H141ZM161 149H162V147H161ZM169 149V148H168ZM1 151L3 150V149H0ZM28 150V149H27ZM75 150V149H74ZM103 150V149H102ZM114 150V149H113ZM129 150H132V148L131 149H129ZM135 150V149H134ZM135 150V151H136ZM187 150V149H186ZM8 151H9V149H8ZM12 151H13V149H12ZM20 151V150H19ZM39 151V150H38ZM41 151H42V149H41ZM78 152H80L79 150H77ZM96 151V150H95ZM100 151V150H99ZM104 151V150H103ZM147 151V150H146ZM162 151V150H161ZM161 151H159V152H161ZM164 151H166V150H164ZM192 151H194V150H192ZM7 152V151H6ZM10 152V151H9ZM23 152H24V150H23ZM25 152H27V151H25ZM30 152V151H29ZM40 152V151H39ZM101 152V151H100ZM100 152H98V150H97V152L96 153H100ZM105 152V151H104ZM110 152H111V149H110ZM113 152V151H112ZM111 152V153H112ZM132 152V151H131ZM137 152V151H136ZM139 152H140V150H139ZM154 152V151H153ZM157 152V151H156ZM168 152V151H167ZM177 152V151H176ZM188 152V151H187ZM1 153V152H0ZM32 153H33V151H32ZM116 153H118V150H116ZM129 153V152H128ZM145 153V152H144ZM149 153H151V151L149 152ZM163 153V152H162ZM192 153V152H191ZM191 153H190V155H191ZM4 155H6L5 153H3ZM10 154V153H9ZM17 154H19L18 153V150H17ZM31 154V153H30ZM89 154V153H88ZM105 154V153H104ZM130 154V153H129ZM139 154V153H138ZM141 154V153H140ZM153 153H151V155H150V157L152 156H154V155H152ZM160 154V153H159ZM170 154H171V152H170ZM183 154H184V151H183ZM183 154H182V156H183ZM11 155H12V153H11ZM21 155H24L25 157H26V155L25 154H21ZM45 155V154H44ZM94 155V152L92 153V156ZM101 155H102V153H101ZM101 155H99V156H101ZM107 155H108V157H109V155H110V153L108 152L107 153ZM122 155H124V154H122ZM158 154H156V156H157ZM164 155V154H163ZM163 155H162V157H163ZM168 155H169V153H168ZM185 155V154H184ZM10 156V155H9ZM18 156V155H17ZM35 156V155H34ZM74 156V155H73ZM72 156V157H73ZM81 156V155H80ZM98 156V155H97ZM98 156V157H99ZM111 156V155H110ZM116 156V155H115ZM131 156V155H130ZM129 156V157H130ZM136 156V155H135ZM148 156V155H147ZM171 156V155H170ZM2 157V156H1ZM14 157H16V156H14ZM13 157V158H14ZM23 157V156H22ZM28 157V156H27ZM33 157V156H32ZM53 157V156H52ZM56 157V156H55ZM59 157V156H58ZM79 157V156H78ZM84 157H86V156H84ZM94 157V156H93ZM98 157H96V158H98ZM105 157V156H104ZM103 157V158H104ZM112 157V156H111ZM114 157V156H113ZM112 157V158H113ZM122 157H124V156H122ZM145 157V156H144ZM149 157V156H148ZM147 157V158H148ZM149 157V158H150ZM155 157V156H154ZM160 158H162L161 156H159ZM158 157V158H159ZM7 158V157H6ZM18 158V157H17ZM48 158V157H47ZM77 158V157H76ZM102 158V159H103ZM107 158V157H106ZM116 158V157H115ZM120 158V157H119ZM118 158V159H119ZM132 158V157H131ZM146 158V157H145ZM196 158V157H195ZM203 158V157H202ZM1 159H4V156H3V158H1ZM42 159H43V156H42ZM83 159V158H82ZM99 159H101L100 157H99ZM98 159V160H99ZM108 159V158H107ZM109 159H110V157H109ZM128 159V158H127ZM136 159V158H135ZM142 159V158H141ZM140 159V160H141ZM144 159V158H143ZM153 159H156V158H153ZM167 159V158H166ZM173 159H174V157H173ZM180 159V158H179ZM187 159V158H186ZM199 159V158H198ZM5 160V159H4ZM9 160V159H8ZM17 160V159H16ZM20 160H21V162H22V159H21V157H20ZM30 160H33V159H30ZM52 160H54V159H52ZM51 159H50V162L52 163L53 161H52ZM122 160V159H121ZM129 160H131V159H129ZM133 160V159H132ZM137 161H138V157H137V159H136ZM145 160V159H144ZM156 160H158V159H156ZM184 160V159H183ZM182 159H181V161H183ZM191 160V159H190ZM194 160V159H193ZM24 161H26V160H24ZM28 161V160H27ZM26 161V162H27ZM36 161V160H35ZM42 161H44V160H42ZM47 161V160H46ZM66 161V160H65ZM96 161V160H95ZM94 161V162H95ZM101 161H103V160H101ZM100 161V162H101ZM113 163H115V160L113 159ZM118 161V160H117ZM116 161V162H117ZM119 161H120V159H119ZM124 161H127V160H124ZM146 161V160H145ZM149 161V160H148ZM147 161V162H148ZM167 161H168V159H167ZM166 161V162H167ZM176 161V160H175ZM175 161H174V163H175ZM180 161V160H179ZM205 161V160H204ZM209 161V160H208ZM30 161H28V163H29ZM38 162V161H37ZM88 162V161H87ZM110 162H112L111 161V159H110ZM110 162H107V164L108 165H110L111 163ZM133 162V161H132ZM138 162H140V161H138ZM151 162V161H150ZM165 162V163H166ZM170 162V161H169ZM187 162V161H186ZM186 162H183V163H186ZM192 162V161H191ZM201 162V161H200ZM15 163H17V162H15ZM112 163V164H113ZM129 163V162H128ZM146 163V162H145ZM149 163V162H148ZM158 163H160V162H158ZM164 163V162H163ZM172 163V162H171ZM173 163V164H174ZM207 163V162H206ZM25 166H26V164L27 163H23ZM20 165V163H19V165H16V164H14V163H12L11 162V160H9V161H7L6 160V162L5 161H3L2 162V160L0 161V172H5V173H7V172H10V173H13L14 174V176L12 177V179H10V178H2L1 180L2 181H0L1 183L3 182V183H5V184H11V183H14V182H19V181H25V182H27L29 179H31V178H33V176H34V178H35V175L39 178V180H41L40 179V177H42L43 179H44V175H48V173L50 172H52V170L51 171H49L48 170V168L47 167H45V166H43V165H34V164H28L29 166H26V167H24V165ZM53 164H54V162H53ZM52 164V165H53ZM112 164H111V166H112ZM116 164V163H115ZM123 164V163H122ZM133 164V163H132ZM204 164V163H203ZM95 170H96V172H97V170H102V172H103V170L106 168V170H107V168L108 167H106L107 165L105 164V162L103 163H99V162H95ZM118 165V164H117ZM129 165V164H128ZM130 165H131V163H130ZM129 165V166H130ZM136 165H138L139 166V163L138 164H136ZM141 165H142V163H141ZM149 165V164H148ZM155 165V164H154ZM165 165V164H164ZM196 165V164H195ZM259 165H261V164H259ZM91 164H88L85 168H87V174H85V176H83V177H81V178H79V181L81 182V184L84 186V189L85 190H88V189H90V183H91V181L93 180V178H94V176H97V174H95L94 175V173H96V172H94L95 170H94V168H93V173L91 172V171H89L88 169H90L91 168ZM119 166V165H118ZM117 166V167H118ZM126 166V165H125ZM144 166V165H143ZM147 166V165H146ZM152 166V165H151ZM163 166V165H162ZM169 165H167V167H168ZM170 166H171V164H170ZM179 166H181V164H179ZM185 166V165H184ZM184 166H182V168L184 167ZM206 166H208V168H209V165H205L204 166V171H203V173L205 172V171H207L206 169H205V167ZM122 167V166H121ZM156 167V166H155ZM165 167V166H164ZM172 167V166H171ZM174 167V166H173ZM173 167H172V169H173ZM192 167H194L193 166V163H192ZM191 167V168H192ZM211 167V166H210ZM50 168V167H49ZM132 168V167H131ZM136 168H139V167H136ZM134 169V170H138V169ZM148 168V167H147ZM160 168H161V166H160ZM169 168V167H168ZM176 168H177V166H176ZM191 168H190V170H191ZM197 168V167H196ZM199 168V167H198ZM197 168V169H198ZM116 169H118L119 170V167L118 168H116ZM127 169H129V167L127 168ZM144 169V168H143ZM142 169V170H143ZM153 169V168H152ZM166 169V168H165ZM171 169V170H172ZM178 169V168H177ZM184 169V168H183ZM189 169V168H188ZM201 169V168H200ZM114 170H115V168H114ZM130 170V169H129ZM142 170H140V173L142 172ZM174 170V169H173ZM252 170V169H251ZM99 171V172H100ZM131 171V170H130ZM151 171V170H150ZM161 171H164V170H160V172ZM170 171V170H169ZM183 171H185V170H183ZM182 171V172H183ZM187 171V170H186ZM192 171V170H191ZM73 172V171H72ZM99 172H98V174H99ZM124 172H125V170H124ZM132 172V175H133V171H131ZM136 172V171H135ZM137 172H139V171H137ZM146 171H144V173H145ZM157 171H155V173H156ZM158 172H159V169H158ZM171 173H172V171H170ZM176 172V171H175ZM174 172V173H175ZM180 172H181V170H180ZM181 172V173H182ZM188 172V171H187ZM194 172V171H193ZM196 172V171H195ZM110 173V172H109ZM119 173H120V171H119ZM127 173V172H126ZM151 173H154V171H152ZM163 173V172H162ZM162 173H161V175H162ZM167 173V172H166ZM183 173H185V172H183ZM200 173V172H199ZM213 173H216V172H213ZM53 174L54 175H52V176H50L49 178H51V180H49V183H51V182H54V181H56V179H59V174H56V172H54L53 171ZM72 174H74V172L72 173ZM114 174V173H113ZM117 174V173H116ZM128 174V173H127ZM137 174V173H136ZM139 174V173H138ZM138 174H137V179H139L138 177ZM147 174V173H146ZM150 174V173H149ZM157 174V173H156ZM169 174V173H168ZM187 174V173H186ZM188 174H189V172H188ZM194 174V173H193ZM196 174H198V173H196ZM217 174V173H216ZM246 174V173H245ZM105 175V174H104ZM129 175H130V172H129ZM135 175V174H134ZM143 175V174H142ZM158 175V174H157ZM157 175H156V177H157ZM172 175V174H171ZM177 175H178V172H177ZM177 175H175V174H173V177L174 176H177ZM184 175V174H183ZM207 175V174H206ZM5 176H6V174H5ZM8 176H10L9 174L6 176V177H8ZM141 176V175H140ZM145 176H149V175H145ZM151 176V175H150ZM149 176V177H150ZM153 176V175H152ZM159 176V175H158ZM164 176V175H163ZM168 176V175H167ZM179 176H181V175H179ZM188 176V175H187ZM192 176V175H191ZM220 176V175H219ZM11 177V176H10ZM36 177V178H37ZM48 177V176H47ZM76 177V176H75ZM74 177V178H75ZM80 177V176H79ZM98 177V176H97ZM103 177V176H102ZM102 177H101V180L100 181H102L103 179H102ZM106 177V176H105ZM104 177V178H105ZM109 177H111V176H109ZM113 177H114V175H113ZM154 177V176H153ZM153 177H150V181H152L151 180V178H153ZM155 177V178H156ZM161 177V176H160ZM169 177H170V174H169ZM189 177H190V175H189ZM221 177V176H220ZM107 178V177H106ZM126 178V177H125ZM141 178H143V177H141ZM165 178L167 179V177L165 176ZM179 178H182L183 179V177H179ZM184 178H185V176H184ZM192 178V177H191ZM198 178V177H197ZM199 178H200V174H199ZM198 178V179H199ZM211 178V177H210ZM42 179V180H43ZM48 179V178H47ZM100 179V177L99 178H97L96 180H95V182L96 181H98ZM121 179H122V176H121ZM126 179H129V178H126ZM130 179H131V177H130ZM129 179V180H130ZM132 179H133V177H132ZM137 179H135L134 178V180H131L132 181V184L131 183H128V184H131L130 186L129 185H127V186H125V187H123L122 188V191H123V189H125L126 190V192L124 191V194H125V196H126V201H128L127 203H126V205L127 206H130L131 204H133V203H135L136 202V200L138 199V197H136L135 196V198L134 197H132V191L134 190V189H136V184H137ZM148 179V178H147ZM146 179V181H148ZM170 179V178H169ZM178 179V178H177ZM187 180L189 179L188 177L186 178ZM195 179H196V177H195ZM202 179V178H201ZM209 179V178H208ZM213 179V178H212ZM211 179V180H212ZM223 179V178H222ZM239 179V178H238ZM76 180V179H75ZM113 180V179H112ZM122 180H124V179H122ZM140 180V179H139ZM158 180V179H157ZM161 179H159V182H162V180L160 181ZM174 180H175V178H174ZM186 180V181H187ZM210 180V181H211ZM218 180V179H217ZM22 181V182H23ZM36 181V180H35ZM106 181V180H105ZM111 181V180H110ZM127 181V180H126ZM125 181V182H126ZM166 181V180H165ZM170 181H171V179H170ZM182 180H180L179 182H181ZM205 181H207V180H205ZM244 181V180H243ZM252 181V180H251ZM38 182V180L36 181V183ZM48 182V181H47ZM56 182H58V181H56ZM77 182V181H76ZM94 182V183H95ZM104 182V181H103ZM107 182V181H106ZM195 183V181H192L191 183ZM200 182V181H199ZM208 182H209V180H208ZM207 182V183H208ZM241 182V181H240ZM21 183V182H20ZM29 184H30V181L28 182ZM45 183V182H44ZM62 183V182H61ZM73 183H75V182H73ZM79 183V182H78ZM139 183V182H138ZM141 183V182H140ZM153 183V182H152ZM166 183H167V181H166ZM166 183H164V184H166ZM175 183V182H174ZM202 183V182H201ZM219 183V182H218ZM39 184V183H38ZM65 184V183H64ZM97 184V183H96ZM99 184V183H98ZM102 184H104V183H102ZM102 184H100L101 186H102ZM143 184V183H142ZM179 184V183H178ZM189 184H190V182H189ZM204 184V183H203ZM259 184V183H258ZM32 185V184H31ZM40 185H42V183H40ZM40 185H38V186H40ZM62 185V184H61ZM108 185H110V184H108ZM162 185V184H161ZM168 185V184H167ZM166 185V186H167ZM191 185V184H190ZM193 185V184H192ZM29 186V185H28ZM34 186V185H33ZM36 186H37V184H36ZM48 184H47V186H45L46 188H48ZM82 186V187H83ZM94 186V185H93ZM143 185H141V187H142ZM147 186V185H146ZM148 186H149V184H148ZM151 186V185H150ZM153 186V185H152ZM159 186H160V183H159ZM159 186H158V188H159ZM176 186V185H175ZM197 186V185H196ZM210 186V185H209ZM4 187H6V186H4ZM44 187V186H43ZM51 187V186H50ZM54 187V186H53ZM66 187V186H65ZM68 187V186H67ZM81 187V186H80ZM111 187V186H110ZM145 187V186H144ZM170 186H168V188H169ZM224 187V186H223ZM241 187V186H240ZM30 188V187H29ZM46 188H45V190H46ZM98 189H100L99 187H97ZM118 188V187H117ZM139 188H140V184H139ZM152 188V187H151ZM156 188H157V186H156ZM173 188H175V187H173ZM176 188H177V186H176ZM201 188V187H200ZM203 188H205V186L203 187ZM220 188V187H219ZM246 188V187H245ZM6 189V188H5ZM26 189V188H25ZM30 189H32V188H30ZM34 189H36V188H34ZM33 189V190H34ZM50 189V188H49ZM54 189V188H53ZM79 189V188H78ZM113 189V188H112ZM120 189V188H119ZM142 189V188H141ZM141 189H139V191L141 190ZM146 189H148V188H146ZM155 189V188H154ZM197 189V188H196ZM7 190H8V188H7ZM27 190V189H26ZM37 190V189H36ZM36 190H34L35 192H37ZM52 190V189H51ZM77 190V189H76ZM85 190H83V192L85 191ZM91 190H93V189H91ZM142 190H144V189H142ZM156 190V189H155ZM162 190H164L163 188H162ZM161 190V191H162ZM199 190V189H198ZM215 190V189H214ZM229 190V189H228ZM71 191V190H70ZM75 191V190H74ZM79 191H80V189L78 190V193H79ZM82 191V190H81ZM80 191V192H81ZM115 191H117V189L115 190ZM160 191V192H161ZM166 191H167V189H166ZM174 191H175V189H174ZM173 191V192H174ZM210 191V190H209ZM2 192V191H1ZM16 192V191H15ZM15 192H9L10 194H11V196H12V194H14ZM18 192V191H17ZM48 192V191H47ZM53 192V191H52ZM91 192V191H90ZM145 192H147L146 190H145ZM145 192L143 191V193L145 194ZM211 192H213V191H211ZM216 192V191H215ZM215 192H213V193H215ZM50 193V192H49ZM71 193V192H70ZM73 193V192H72ZM85 193H88V192H85ZM84 193V194H85ZM92 193H93V191H92ZM96 193H99V192H96ZM122 193V192H121ZM152 193V192H151ZM150 193V194H151ZM166 193V192H165ZM216 193H218V192H216ZM41 194H43V193H41ZM83 194V195H84ZM136 194V193H135ZM172 194V193H171ZM170 194V195H171ZM220 194V193H219ZM231 194V193H230ZM242 194V193H241ZM18 195V194H17ZM32 195V194H31ZM76 195V192H75V194L73 193V194H68V192H67V190L65 189H60V191L58 192V193H54V194H47V195H42L43 196V198H42V201L38 204H35V207H33V212H29V211H26V209H25V211L24 212H19V211H14L13 209H6L5 210V208L3 209L2 207H1V204H0V264H25V263H28L29 264V262H30V260H31V258H32V255H31V253L33 252V250H35L36 251V248H38L39 246H40V244L41 245H43L42 243H41V241L40 240H42L40 237H38L37 235H33V237H34V240H37V239H39V243L37 244V242L34 244V243H32V246H27V244L25 245V243H24V241H25V237L26 238H28L29 236H30V234H29V232H27V231H25V229L23 228V223H24V221H25V219L26 218H30V217H32V214H36V213H38V212H43V214L44 213H46V214H49V216L50 215H52L53 214V218H52V221L54 220V223L52 224L53 226H54V228L56 229V230H54L53 232H55V234H56V232H62L63 230L65 231H63L64 233H67V234H71L70 232H74V230H75V226H77V225H74L75 223H72L71 222V218L73 219V215H72V213H74V212H76V211H73V209H74V207L73 206H75V202H74V196ZM88 195H90V194H88ZM109 195V194H108ZM118 195V194H117ZM157 195V194H156ZM164 197H165V195L164 194H162ZM161 195V196H162ZM168 195V194H167ZM212 194H210V196H211ZM216 195V194H215ZM233 195V194H232ZM235 195V194H234ZM14 196H16V194H14ZM13 196V197H14ZM77 196V195H76ZM82 196V195H81ZM85 196V195H84ZM91 197H92V194L90 195ZM120 195H118L117 197H119ZM143 196V195H142ZM146 197H147V195H145ZM174 197L175 196H177V195H173ZM224 196V195H223ZM6 197H10V195L9 194H3V193H0V200H5V202H8V201H6ZM19 197V196H18ZM31 197V196H30ZM89 197V196H88ZM100 197V196H99ZM104 197V196H103ZM132 197V198H131ZM160 197V196H159ZM167 197V196H166ZM165 197V198H166ZM178 197V196H177ZM176 197V198H177ZM209 197V196H208ZM26 198V197H25ZM78 198V197H77ZM94 198V197H93ZM93 198H90L91 200L93 199ZM145 198V197H144ZM153 198V197H152ZM162 198V197H161ZM164 198V199H165ZM173 198V197H172ZM209 198H213L214 199V197H209ZM209 198H208V200H209ZM217 198V197H216ZM215 198V199H216ZM235 198V197H234ZM81 199V198H80ZM114 199H116L115 197H114ZM119 199H121V197L119 198ZM119 199H117V200H119ZM158 199V198H157ZM163 199V198H162ZM163 199V200H164ZM178 199V198H177ZM239 199V198H238ZM249 199V198H248ZM23 200V199H22ZM31 200V199H30ZM83 200V199H82ZM86 201H87V199H85ZM89 200V199H88ZM113 200V199H112ZM142 200H144V199H142ZM147 200H148V198H147ZM151 200V199H150ZM158 200H160V199H158ZM162 200V201H163ZM167 200V199H166ZM16 201V200H15ZM28 201V200H27ZM99 201V200H98ZM109 201V200H108ZM157 201V200H156ZM174 201V200H173ZM181 201V200H180ZM211 201V200H210ZM11 202V201H10ZM18 202V201H17ZM26 202V201H25ZM36 202V201H35ZM39 202V201H38ZM73 202H74V204H73ZM76 202H78V201H76ZM89 202V201H88ZM87 202V203H88ZM92 202V201H91ZM90 202V204H92ZM95 202V201H94ZM118 202V201H117ZM140 203H142L141 201H139ZM145 202V201H144ZM151 202V201H150ZM168 202V201H167ZM175 202V201H174ZM173 202V203H174ZM213 202V201H212ZM251 202V201H250ZM4 203V202H3ZM16 203V202H15ZM20 203V202H19ZM82 203V202H81ZM111 203V202H110ZM138 203V202H137ZM155 203V202H154ZM172 203V202H171ZM209 203H211V202H209ZM73 204V205H72ZM106 204V203H105ZM107 204H108V206H109V203L107 202ZM148 204V203H147ZM177 204V203H176ZM9 205H10V203H9ZM18 205V204H17ZM22 205V204H21ZM30 205V204H29ZM34 205V204H33ZM93 205H95L94 203L92 204V206ZM118 205V204H117ZM158 205V204H157ZM172 205V204H171ZM179 205V204H178ZM258 205V204H257ZM77 206H80V205H77ZM82 206H83V204H82ZM86 206V205H85ZM111 206V205H110ZM115 206V205H114ZM142 206H144V205H142ZM16 207V206H15ZM94 207V206H93ZM105 207H107V206H105ZM112 207V206H111ZM115 207H117V206H115ZM133 207V206H132ZM134 207H136V205H134ZM133 207V208H134ZM138 207V206H137ZM136 207V208H137ZM149 207V206H148ZM167 207V206H166ZM217 207H219V206H217ZM18 208V207H17ZM30 208V207H29ZM90 208V207H89ZM96 208V207H95ZM98 208V207H97ZM96 208V209H97ZM108 208V207H107ZM113 208V207H112ZM118 208V207H117ZM117 208H114V209H117ZM120 208V207H119ZM122 208V207H121ZM154 208V207H153ZM163 208V207H162ZM170 208V207H169ZM225 208V207H224ZM227 208V207H226ZM225 208V209H226ZM79 209H80V207H79ZM85 209V208H84ZM88 209V208H87ZM86 209V210H87ZM109 209V208H108ZM152 209V208H151ZM161 209V208H160ZM180 209H182V208H180ZM224 209V210H225ZM237 209V208H236ZM245 209V208H244ZM28 210V209H27ZM74 210H76V209H74ZM137 210V209H136ZM123 211V210H122ZM129 211V210H128ZM156 211V210H155ZM174 211V210H173ZM226 211V210H225ZM242 211V210H241ZM50 212H51V214H50ZM105 212V211H104ZM106 212H109V211H106ZM127 212V211H126ZM125 212V213H126ZM144 212V211H143ZM142 211H141V213H143ZM227 212V211H226ZM57 213V214H56ZM76 213H78V212H76ZM88 213V212H87ZM115 213V212H114ZM140 213V214H141ZM240 213V212H239ZM42 214V213H41ZM42 214V215H43ZM83 214V213H82ZM98 214V213H97ZM104 214V213H103ZM107 214V213H106ZM116 214V213H115ZM132 214V213H131ZM155 214H157V213H155ZM178 214V213H177ZM244 214V213H243ZM40 214L38 213V216H39ZM72 215V216H71ZM74 215H75V213H74ZM80 215V214H79ZM90 215V214H89ZM117 215V214H116ZM123 215V214H122ZM125 216L127 215V214H124ZM135 215V214H134ZM38 216H37V218H38ZM47 216V215H46ZM84 216V215H83ZM87 216V215H86ZM94 216H96V215H94ZM94 216H92V217H94ZM107 216H108V214H107ZM115 216V215H114ZM128 216V215H127ZM141 216V215H140ZM152 216V215H151ZM150 216V217H151ZM178 215H176L175 217H177ZM187 216V215H186ZM189 216H190V214H189ZM41 217H43V216H41ZM51 217V216H50ZM78 217H80V216H78ZM98 217H100V216H98ZM97 217V218H98ZM135 217V216H134ZM147 217V216H146ZM34 218V217H33ZM37 218H35V220L37 219ZM49 218V217H48ZM96 218V219H97ZM101 218V217H100ZM99 218V219H100ZM120 218V217H119ZM121 218H123L122 216H121ZM125 218V217H124ZM132 218H133V216H132ZM158 218H160V217H158ZM157 218V219H158ZM172 218V217H171ZM178 218V217H177ZM39 219H40V217H39ZM43 219H45V218H42V220ZM75 219H76V216H75ZM75 219H73V220H75ZM83 219V218H82ZM93 219V218H92ZM103 219V218H102ZM109 219H111V218H109ZM108 219V220H109ZM128 219H129V217H128ZM140 219V218H139ZM34 220V221H35ZM41 220V219H40ZM77 220H81L80 218L79 219H77ZM112 220V219H111ZM114 220V219H113ZM112 220V221H113ZM117 220H119V219H117ZM126 220V219H125ZM149 220V219H148ZM159 220V219H158ZM162 220V219H161ZM163 220H165V219H163ZM34 221H32V222H34ZM37 221H39V220H36V222ZM48 221V220H47ZM84 221H85V219H84ZM87 221V220H86ZM96 221V220H95ZM99 221V220H98ZM122 221V220H121ZM120 221V222H121ZM128 221V220H127ZM133 221V220H132ZM136 221V220H135ZM150 221H151V219H150ZM149 221V222H150ZM160 221V220H159ZM168 221V220H167ZM176 221V220H175ZM181 221V220H180ZM207 221V220H206ZM80 222V221H79ZM105 222V221H104ZM103 222V223H104ZM129 222V221H128ZM148 222V223H149ZM209 222V221H208ZM29 223V222H28ZM30 223H31V221H30ZM35 223V222H34ZM38 223V222H37ZM51 223V222H50ZM49 223V224H50ZM93 223V222H92ZM95 223V222H94ZM93 223V224H94ZM97 223V222H96ZM109 223V222H108ZM107 222H106V225L108 224ZM114 223H116L115 221H114ZM113 223V224H114ZM136 223H138V222H136ZM158 223V222H157ZM167 223H169V224H171L170 222H166V224ZM185 223V222H184ZM210 223V222H209ZM211 223H213V222H211ZM26 224V223H25ZM24 224V225H25ZM46 224V223H45ZM120 224H122V223H120ZM160 224V223H159ZM164 224V223H163ZM162 224V225H163ZM174 224V223H173ZM207 224V223H206ZM221 224V223H220ZM219 224V225H220ZM226 224V223H225ZM38 225V224H37ZM43 225V224H42ZM80 224L78 223V226H79ZM81 225H82V221H81ZM94 225H96V224H94ZM104 225V224H103ZM124 225H125V223H124ZM211 225V224H210ZM41 226V225H40ZM46 226V225H45ZM85 226H87V224H85ZM90 226V225H89ZM109 226V225H108ZM111 226V225H110ZM109 226V228L108 229H111L112 227H110ZM119 228L121 227V226H119V225H117ZM130 226H132V225H130ZM134 226H136V224L134 225ZM154 226V225H153ZM222 226H224V223L222 224ZM227 226V225H226ZM30 227V226H29ZM32 227V226H31ZM49 227V226H48ZM83 227V226H82ZM93 227V226H92ZM114 227V226H113ZM133 227V226H132ZM178 227V226H177ZM186 227H187V225H186ZM204 227H205V225H204ZM213 228H214V226H212ZM217 227H218V225H217ZM37 228V227H36ZM50 228V227H49ZM64 228V229H63ZM84 228H86V227H84ZM87 228H88V226H87ZM94 228V227H93ZM105 228V227H104ZM125 228V227H124ZM130 228V227H129ZM145 228V227H144ZM147 228V227H146ZM149 228H150V225H149ZM153 228V227H152ZM152 228H151V230H152ZM158 228V227H157ZM173 228V227H172ZM216 228V227H215ZM241 228V227H240ZM260 228V227H259ZM22 229H24L23 231H21ZM79 229V228H78ZM77 229V230H78ZM95 229V228H94ZM93 229V230H94ZM105 229H107V227L105 228ZM104 229V230H105ZM113 229V228H112ZM111 229V230H112ZM115 229V228H114ZM127 229V228H126ZM184 229V228H183ZM186 229V228H185ZM184 229V230H185ZM190 229V228H189ZM192 229V228H191ZM206 229V228H205ZM220 229V228H219ZM228 229V228H227ZM32 230V229H31ZM50 230H53V228L51 229L50 228ZM103 230V231H104ZM125 230V229H124ZM150 230V231H151ZM159 230H161L160 228H159ZM176 230H178L177 228H176ZM180 230H182L181 228H180ZM201 230H202V227H201ZM207 230V229H206ZM214 230H216V229H214ZM233 230H234V228H233ZM45 231V230H44ZM79 231V230H78ZM77 231V232H78ZM84 230H82V232H83ZM90 231V230H89ZM88 231V233L90 234L91 233V231L89 232ZM102 231V230H101ZM100 231V232H101ZM103 231L101 232V234L103 233ZM107 231V230H106ZM115 231V230H114ZM131 231V230H130ZM133 231H134V229H133ZM146 231V230H145ZM153 231V230H152ZM154 231H156V230H154ZM162 231V230H161ZM185 231H187V230H185ZM189 231V230H188ZM211 231V230H210ZM219 231V230H218ZM226 231V230H225ZM46 233H47V231H45ZM44 232V233H45ZM49 232V231H48ZM69 232V233H68ZM86 232V231H85ZM98 232V231H97ZM108 232V231H107ZM127 232V231H126ZM144 232V231H143ZM147 232V231H146ZM173 232V231H172ZM195 232V231H194ZM217 232V231H216ZM222 232V231H221ZM229 232V231H228ZM31 233V232H30ZM32 233H33V231H32ZM43 233V234H44ZM75 233V232H74ZM79 233V232H78ZM84 233V232H83ZM129 234H130V232H128ZM162 233V232H161ZM175 233H177V231L175 232ZM190 233V232H189ZM192 233H193V231H192ZM196 233V232H195ZM214 233H215V231H214ZM223 233V232H222ZM225 233V232H224ZM231 233V232H230ZM49 234V233H48ZM54 234V233H53ZM61 234V233H60ZM87 234V233H86ZM117 234V233H116ZM120 233H118V235H119ZM146 234H149V231H148V233H146ZM153 234V233H152ZM155 234H156V232L154 233V236H155ZM158 234V233H157ZM191 234V233H190ZM208 234V233H207ZM210 234H212V233H210ZM50 235H52V233L50 234ZM50 235H47V236H49L48 238H51L50 237ZM58 235V234H57ZM66 235V234H65ZM78 235V234H77ZM104 235H105V233H104ZM150 235V234H149ZM189 235V234H188ZM198 235V234H197ZM209 235V234H208ZM46 236V235H45ZM68 236V235H67ZM88 236V235H87ZM94 236H96V235H94ZM99 236V235H98ZM98 236H96V237H98ZM107 236V235H106ZM129 236V235H128ZM205 236V235H204ZM214 236V235H213ZM57 237H61V235H59V236H57ZM72 237V236H71ZM70 237V238H71ZM85 237V236H84ZM92 237V236H91ZM91 237H89L90 238V240H92V238ZM114 237V236H113ZM113 237H111V238H113ZM150 237V236H149ZM152 237V236H151ZM158 237L160 238V236L158 235ZM176 237H178L177 236V234H176ZM197 237V236H196ZM200 237V236H199ZM206 237V236H205ZM220 237H223V236H220ZM234 237V236H233ZM30 238H32V237H30ZM43 238V237H42ZM62 238V237H61ZM60 238V239H61ZM73 238V237H72ZM79 239H78V241L80 240V237H78ZM88 238V239H89ZM125 238V237H124ZM124 238H122V240L124 239ZM142 238V237H141ZM153 238V237H152ZM175 238V237H174ZM185 238V237H184ZM192 238V237H191ZM209 238V237H208ZM211 238V237H210ZM217 238V237H216ZM52 239H56V238H52ZM58 239V238H57ZM88 239H86V241L88 240ZM100 239H102V238H100ZM99 239V240H100ZM104 239V238H103ZM106 239V238H105ZM117 239H118V237H117ZM146 239H148V238H146ZM145 239V240H146ZM171 239V238H170ZM192 239H194L195 240V238H192ZM206 239V238H205ZM204 239V240H205ZM217 239H219V238H217ZM221 239V238H220ZM28 240V239H27ZM49 240V239H48ZM62 240V239H61ZM114 240H116V238H114ZM145 240H144V243H145ZM200 240H201V237H200ZM213 240H214V238H213ZM51 241H53V240H51ZM63 241H65V240H63ZM76 241V240H75ZM85 241V242H86ZM143 241V240H142ZM172 241V240H171ZM182 240L180 239V242H181ZM197 241V240H196ZM195 241V242H196ZM220 241H222V240H220ZM255 241V240H254ZM29 242V241H28ZM57 242V241H56ZM59 242V241H58ZM60 242H62V241H60ZM66 242H68V240L66 241ZM100 242V241H99ZM98 242V243H99ZM104 242V241H103ZM111 242V241H110ZM113 242V241H112ZM117 242V241H116ZM119 242H121V241H119ZM179 242V241H178ZM183 242V241H182ZM199 242V241H198ZM214 242V241H213ZM217 242V241H216ZM216 242H214V243H216ZM226 242V241H225ZM225 242H222V243H225ZM45 243V242H44ZM48 243H49V241H48ZM53 243L54 242H52V245H53ZM81 243V242H80ZM94 243H95V241H94ZM94 243H93V241H92V244L94 245ZM98 243H95V244H98ZM102 243V242H101ZM114 243H115V241H114ZM113 243V247H115V245H118V247L120 246V249H121V245H119V244H114ZM123 243V242H122ZM128 243H130V242H128ZM134 243V242H133ZM162 243V242H161ZM166 243V242H165ZM170 243V242H169ZM204 243V242H203ZM218 243V242H217ZM227 243V242H226ZM230 243V242H229ZM65 244H67V246H68V244H70L69 242L68 243H65ZM104 244V243H103ZM106 244V243H105ZM112 244V243H111ZM135 244V243H134ZM157 244V243H156ZM155 244V245H156ZM182 244V243H181ZM194 244V243H193ZM207 244V243H206ZM219 244H220V242H219ZM228 244V243H227ZM256 244H258V243H256ZM30 245V244H29ZM50 245V244H49ZM56 245V244H55ZM72 245V244H71ZM78 245V244H77ZM83 245V244H82ZM92 245V246H93ZM127 244H125V246H126ZM136 245H137V243H136ZM141 245V244H140ZM167 245V244H166ZM173 245V244H172ZM172 245H170V247L169 248H171V246ZM200 245V244H199ZM221 245H224V244H221ZM232 245H234V243L232 242ZM231 245V246H232ZM73 246V245H72ZM95 246V245H94ZM111 246V245H110ZM124 246V245H123ZM122 246V247H123ZM175 246V245H174ZM208 246V245H207ZM209 246H211V245H209ZM208 246V247H209ZM227 247L229 246L230 247V245H226ZM22 247H23V249H24V251H22ZM49 247V246H48ZM56 247V246H55ZM63 247V246H62ZM69 247V246H68ZM71 247V246H70ZM102 247V246H101ZM109 247V246H108ZM164 247V246H163ZM179 247H181V245L179 246ZM185 245L183 246V250L186 248L187 249V246L185 247ZM204 247V246H203ZM206 247V246H205ZM204 247V249H206ZM223 247V246H222ZM221 247V248H222ZM40 248V247H39ZM42 248V247H41ZM61 248V247H60ZM66 247H65V245H64V249H65ZM98 248V247H97ZM104 248V247H103ZM106 248V247H105ZM139 248V247H138ZM165 248V247H164ZM163 248V249H164ZM177 248V247H176ZM212 248H213V246H212ZM211 248V249H212ZM220 248V247H219ZM220 248V249H221ZM43 249H45V248H43ZM42 249V250H43ZM47 249V248H46ZM51 249V248H50ZM54 249V248H53ZM67 249V248H66ZM74 249V248H73ZM92 249V248H91ZM91 249H90V251H91ZM94 249V248H93ZM110 249V248H109ZM130 249V248H129ZM181 249V248H180ZM185 249V250H186ZM190 249V248H189ZM188 249V250H189ZM191 249H192V247H191ZM209 249H210V247H209ZM209 249H208V251H209ZM32 250V251H31ZM41 250V249H40ZM49 250V249H48ZM56 250V249H55ZM59 249L57 248V251H58ZM63 249H61L60 251H62ZM68 250V249H67ZM70 250H71V248H70ZM75 250H77V249H75ZM101 250L102 249H100L99 251H100V253H101ZM112 250V249H111ZM165 250H166V248H165ZM169 250V249H168ZM167 250V251H168ZM174 250V249H173ZM215 250V249H214ZM221 250H224L225 251V249L223 248V249H221ZM31 251V252H30ZM47 251V250H46ZM46 251H42V254H44V252H45V254L47 255V256H50L52 253L50 252V255H48L49 253L47 252L46 253ZM49 251H51V250H49ZM72 251V250H71ZM74 251V250H73ZM79 251V250H78ZM98 250H97V252H99ZM114 251V250H113ZM121 252H122V249L120 250ZM127 251V250H126ZM126 251H125V253H126ZM193 251V250H192ZM195 251V250H194ZM210 251H212V250H210ZM216 251V250H215ZM52 252H53V250H52ZM54 252H56V251H54ZM63 252H64V250H63ZM83 251H80L79 252V254L80 253H82ZM93 253L94 252H96V251H92ZM97 252H96V254H97ZM104 252H108L107 250L105 251L104 250ZM120 252V253H121ZM130 253H131V251H129ZM182 252V251H181ZM184 252V251H183ZM188 252V251H187ZM189 252H191V250L189 251ZM196 252V251H195ZM213 252V251H212ZM216 252H219L220 253V251H216ZM28 253H30V254H28ZM37 253V252H36ZM40 253V252H39ZM57 253V252H56ZM61 253V252H60ZM66 253H67V251H66ZM65 253V254H66ZM72 253V252H71ZM75 253V252H74ZM87 253H89V252H87ZM91 253V252H90ZM89 253V254H90ZM110 253H112V252H110ZM118 253V252H117ZM124 253V254H125ZM186 253V252H185ZM193 253V252H192ZM205 253H206V251H205ZM32 254H34V253H32ZM58 254V253H57ZM62 254H64V253H62ZM107 254V253H106ZM109 254V253H108ZM116 254V253H115ZM182 254V253H181ZM181 254H179V255H181ZM197 254H199V253H197ZM41 254H39V256H40ZM55 255V254H54ZM60 256H61V254H59ZM67 255V254H66ZM69 255V254H68ZM72 255V254H71ZM81 255V254H80ZM84 255H87V254H84ZM110 255V254H109ZM128 255V254H127ZM183 255V254H182ZM181 255V256H182ZM188 255V254H187ZM201 255H202V253H201ZM34 256V255H33ZM36 256L37 255H35V258H36ZM52 256V255H51ZM90 255H88V257H89ZM94 256V255H93ZM98 256V255H97ZM103 256V255H102ZM111 256V255H110ZM113 256V255H112ZM119 256V255H118ZM121 256H123V257H121V258H124V255H123V253H122V255ZM129 256V255H128ZM127 256V257H128ZM173 256H174V254H173ZM53 257V256H52ZM84 257H86V256H84ZM88 257H86V258H88ZM96 257V256H95ZM114 257V256H113ZM130 257V256H129ZM161 257V256H160ZM163 257V256H162ZM197 257V256H196ZM196 257L194 258V261L196 260ZM39 258V257H38ZM41 258V257H40ZM43 258V257H42ZM60 258H62V259H65V261H66V258H64V257H60ZM68 258H70V257H68ZM81 258V257H80ZM93 258V257H92ZM101 258V257H100ZM109 258V257H108ZM112 258V257H111ZM136 258V257H135ZM171 258V257H170ZM186 258H187V256H186ZM203 258H205V257H203ZM222 258V257H221ZM50 259V258H49ZM54 259V258H53ZM59 259V258H58ZM89 259H90V257H89ZM88 259V260H89ZM95 259H97V257L95 258ZM95 259L93 260V261H95ZM105 259H106V257H105ZM110 259V258H109ZM114 259V258H113ZM115 259L117 260V258L115 257ZM118 259H119V257H118ZM125 259V258H124ZM128 259V261H129V258H127ZM131 259V258H130ZM138 259V258H137ZM160 260H161V258H159ZM165 259V258H164ZM176 259V258H175ZM191 259V258H190ZM209 259V257L207 258V260ZM223 259V258H222ZM39 260V259H38ZM121 260V259H120ZM120 260H119V262L117 263V264H120L121 262H120ZM157 260V259H156ZM167 260V259H166ZM177 260V259H176ZM204 260H206V259H204ZM210 260V259H209ZM29 261V262H28ZM35 261V260H34ZM53 261H55V260H53ZM58 261V260H57ZM62 261V260H61ZM70 261H71V259H70ZM70 261H68V262H70ZM92 261V260H91ZM91 261H89V262H91ZM112 261V260H111ZM127 261V260H126ZM136 261V260H135ZM193 261V262H194ZM73 261H71V263H72ZM101 262V261H100ZM99 262V263H100ZM103 262H104V259H103ZM130 262V261H129ZM128 262V263H129ZM137 262V261H136ZM169 262V261H168ZM198 262H200V261H198ZM208 262V261H207ZM36 263H37V260H36ZM40 263V262H39ZM55 263V262H54ZM59 263L61 264V262H60V260H59ZM59 263H56V264H59ZM94 263H96V262H94ZM98 263V262H97ZM110 263V262H109ZM112 263H114V262H112ZM124 263H126L125 261H124ZM141 263H142V261H141ZM150 263V262H149ZM157 263V262H156ZM159 263V262H158ZM160 263H161V261H160ZM205 263V262H204ZM221 263V262H220ZM45 264H46V262H45ZM69 264V263H68ZM78 264V263H77ZM87 264H89V263H87ZM91 264H93V262H91ZM103 264V263H102ZM137 264V263H136ZM139 264V263H138ZM155 264V263H154ZM166 264V263H165ZM177 264H179V262L177 263ZM189 264V263H188ZM227 264V263H226ZM261 264V263H260Z\"/></svg>",
  "mask_w": 264,
  "mask_h": 264
}]
</instances>
